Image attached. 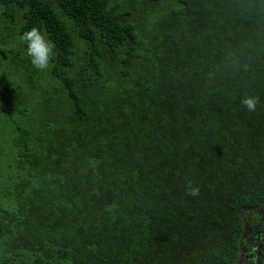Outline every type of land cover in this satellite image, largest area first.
Returning <instances> with one entry per match:
<instances>
[{
    "label": "trees",
    "instance_id": "1",
    "mask_svg": "<svg viewBox=\"0 0 264 264\" xmlns=\"http://www.w3.org/2000/svg\"><path fill=\"white\" fill-rule=\"evenodd\" d=\"M1 62L26 90H0V264H236L264 206V0H0Z\"/></svg>",
    "mask_w": 264,
    "mask_h": 264
},
{
    "label": "clouds",
    "instance_id": "2",
    "mask_svg": "<svg viewBox=\"0 0 264 264\" xmlns=\"http://www.w3.org/2000/svg\"><path fill=\"white\" fill-rule=\"evenodd\" d=\"M22 39L27 42V55L31 58L32 65L38 70L49 68L50 61L54 58V46L50 40L46 38V34H42L39 29L32 28L23 34ZM259 103V97L245 96L241 100L248 111L254 112ZM186 193L196 197L200 194V188L193 185L192 181H188L186 185Z\"/></svg>",
    "mask_w": 264,
    "mask_h": 264
},
{
    "label": "flooded vegetation",
    "instance_id": "3",
    "mask_svg": "<svg viewBox=\"0 0 264 264\" xmlns=\"http://www.w3.org/2000/svg\"><path fill=\"white\" fill-rule=\"evenodd\" d=\"M264 206L245 215L236 264H264V217H259Z\"/></svg>",
    "mask_w": 264,
    "mask_h": 264
},
{
    "label": "rangeland",
    "instance_id": "4",
    "mask_svg": "<svg viewBox=\"0 0 264 264\" xmlns=\"http://www.w3.org/2000/svg\"><path fill=\"white\" fill-rule=\"evenodd\" d=\"M170 3L174 4L176 2V0H168ZM11 32V31H10ZM11 33H14L13 31ZM13 35V34H12ZM9 42H10V45H15L17 44L18 46L22 45V41L19 39L18 36L14 37V38H11L9 39ZM27 53V52H26ZM2 65H0V90L3 91L4 93L3 94H7L6 91H4V88L6 89H10L9 86L10 84L12 83H16L17 86H20L21 85V89L23 91L26 90V86L25 84H23V82H21L18 78H16L15 75H13L11 72H7V71H2V70H11L13 69L12 65H9V64H5L3 62H1ZM3 72V73H1ZM6 72V73H5ZM12 88L15 90L16 93H19V91L16 90L15 87L12 86ZM22 95V94H21ZM24 96H21L19 98H17V102H20L22 99H23ZM31 108H34L32 106H29V108H26V109H30V111H32ZM13 118L14 119H17L19 118V115H18V112H17V109L13 111ZM8 136V131H2L0 129V139H4V138H7ZM2 147V146H1ZM0 147V153L2 156L6 155V157L8 156V149L7 148H4L3 150L1 149ZM3 153H2V152ZM4 161H7V160H4ZM255 211V210H253ZM251 211V212H253ZM251 212H248V213H251ZM247 214V213H246ZM245 214V215H246ZM245 215H244V219H245ZM259 217H264V209L262 210L261 214L259 215Z\"/></svg>",
    "mask_w": 264,
    "mask_h": 264
}]
</instances>
